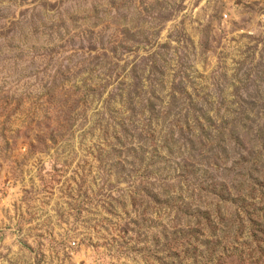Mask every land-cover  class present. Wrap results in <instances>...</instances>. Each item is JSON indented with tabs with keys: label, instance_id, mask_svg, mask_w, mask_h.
Returning <instances> with one entry per match:
<instances>
[{
	"label": "rangeland",
	"instance_id": "1",
	"mask_svg": "<svg viewBox=\"0 0 264 264\" xmlns=\"http://www.w3.org/2000/svg\"><path fill=\"white\" fill-rule=\"evenodd\" d=\"M0 264H264V0H0Z\"/></svg>",
	"mask_w": 264,
	"mask_h": 264
}]
</instances>
